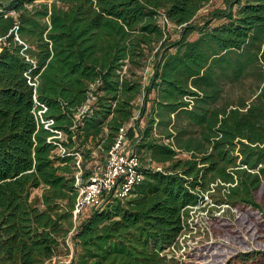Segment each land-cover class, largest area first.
<instances>
[{
    "label": "trees",
    "instance_id": "16d2710c",
    "mask_svg": "<svg viewBox=\"0 0 264 264\" xmlns=\"http://www.w3.org/2000/svg\"><path fill=\"white\" fill-rule=\"evenodd\" d=\"M211 1L0 0V264H171L213 188L260 230L245 248L216 224L242 248L224 264H264V0L200 17ZM248 78L253 98L225 99ZM133 120V147L160 166L75 218L78 171Z\"/></svg>",
    "mask_w": 264,
    "mask_h": 264
},
{
    "label": "rangeland",
    "instance_id": "374dc122",
    "mask_svg": "<svg viewBox=\"0 0 264 264\" xmlns=\"http://www.w3.org/2000/svg\"><path fill=\"white\" fill-rule=\"evenodd\" d=\"M223 6V0H212L201 10L200 17L211 9L213 10L214 7ZM166 29L172 37L179 35L178 28L172 24L167 25ZM196 36L197 34L193 35V37ZM251 82L252 80L248 78L244 83L228 85L225 99L237 101L240 98H253L256 88ZM147 156L144 158L145 165L160 166L156 162L150 163ZM95 163L102 165L101 160H96ZM35 192L39 193L41 189ZM212 193L209 192L210 200L207 205L190 211L188 226L181 236L180 246L172 253L174 258L171 259V264H224L242 249L230 238L216 235L214 231L216 224L231 226L232 230L243 240L245 248H259L257 238L260 230L257 223L242 208L218 203L212 197Z\"/></svg>",
    "mask_w": 264,
    "mask_h": 264
},
{
    "label": "built area",
    "instance_id": "2783aa9c",
    "mask_svg": "<svg viewBox=\"0 0 264 264\" xmlns=\"http://www.w3.org/2000/svg\"><path fill=\"white\" fill-rule=\"evenodd\" d=\"M1 43L2 39L0 38V48ZM30 83L32 85L34 84L31 79ZM36 102V104L40 106L36 112L38 118L45 123L46 127H49L53 124L54 120H45L43 116L48 106L39 102L37 98ZM137 117L138 116L136 115L135 118ZM134 122L135 121L133 120L131 124L120 129L117 140L110 149V153L107 155L106 163L97 166L94 173L87 180H84L82 177V168L78 171L76 184L79 186V195L74 210L75 218L86 208H93L102 205L109 194L121 199L129 197L134 187H136V184L143 180L145 176L144 168L146 166L141 155L133 147L132 139L128 135V129L130 126L134 125ZM55 131L57 137L63 136L61 131ZM59 150L64 152L65 148L61 147ZM214 189L215 188L211 189V192L210 190L202 192V196L205 198L204 202L192 206L190 209L194 210L202 205H207L210 200L209 192H214Z\"/></svg>",
    "mask_w": 264,
    "mask_h": 264
}]
</instances>
